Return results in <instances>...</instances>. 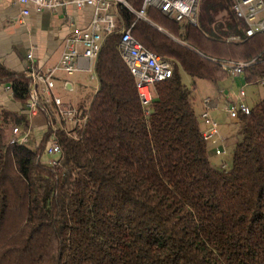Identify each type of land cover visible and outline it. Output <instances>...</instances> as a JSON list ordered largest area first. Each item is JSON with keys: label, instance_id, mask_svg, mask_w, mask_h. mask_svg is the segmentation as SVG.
<instances>
[{"label": "trees", "instance_id": "obj_1", "mask_svg": "<svg viewBox=\"0 0 264 264\" xmlns=\"http://www.w3.org/2000/svg\"><path fill=\"white\" fill-rule=\"evenodd\" d=\"M120 13L138 41L193 78L215 81L227 59L246 62L245 81L264 78V32L219 41L189 25L183 44L171 36L179 24L153 7L147 20ZM118 41L109 34L96 57L84 127L75 138L55 132L57 165L39 159L47 129L18 143L13 128H29L27 114L0 109V264H264V98L240 113L231 158L214 165L178 69L143 106ZM0 83L23 104L24 72L0 62Z\"/></svg>", "mask_w": 264, "mask_h": 264}, {"label": "crops", "instance_id": "obj_2", "mask_svg": "<svg viewBox=\"0 0 264 264\" xmlns=\"http://www.w3.org/2000/svg\"><path fill=\"white\" fill-rule=\"evenodd\" d=\"M233 2L234 0H201L196 23L177 22L180 26L179 34L171 35L172 38L187 44L188 26L192 25L205 39L229 41L227 40L229 36L237 34L242 40L246 25L235 15L232 9ZM205 3H208L207 7L211 9L209 16L203 13ZM29 8V14L22 15L21 6L17 0H0V62L10 71L24 72L29 63L27 58L29 52L32 53L34 62L43 68L54 65L59 60L64 39L75 31L86 28L93 15L92 7L76 9L71 4L40 11L32 6ZM118 18L119 27H127L120 12ZM210 58L215 60L213 57ZM95 61L90 66V70L87 69V61L80 60L79 68L72 74L59 72L55 76L52 93L58 96L64 105L75 106L83 112L88 110L98 87L94 70ZM220 69L221 77L223 73L228 74L223 72L221 65ZM230 76L233 82L231 81L229 86L220 84L221 77L215 81L196 77L192 79L190 85L193 108L202 130L206 127L202 118L205 110L204 99L210 98L208 111L216 121L218 129V134L207 140L209 159L214 165H226L240 139V113L231 116L229 108L238 107L239 103L250 108L255 102L264 98L263 92L256 95L251 103H247L244 87L249 82L245 81L244 73ZM258 82L264 86L263 83ZM233 83L238 84L237 91L233 90ZM5 84L0 83V109L24 113L22 104L13 99L11 92L5 88ZM198 89L202 90L199 97L196 95ZM240 90L243 91V96H240ZM27 118L32 135L39 137L46 131L44 114L27 115ZM73 131L78 132V128ZM216 149H219L220 153H216Z\"/></svg>", "mask_w": 264, "mask_h": 264}, {"label": "built area", "instance_id": "obj_3", "mask_svg": "<svg viewBox=\"0 0 264 264\" xmlns=\"http://www.w3.org/2000/svg\"><path fill=\"white\" fill-rule=\"evenodd\" d=\"M141 6L135 9L128 0H17L21 6V14L28 15L29 6L40 11L43 9H55L65 5H73L76 9L92 7L93 15L89 25L67 36L63 41L59 60L52 66L43 68L33 60L31 52L27 53L29 63L24 70L28 77V94L22 104V110L28 116L42 113L45 116L46 129L49 132L44 155L48 157L47 164H58L60 144L56 137V130L67 125L71 129H82L88 117V110L81 111L75 106L64 105L61 99L52 93L55 84V76L59 73L72 74L79 68V61H87V69L99 53L105 38L113 33H119L118 50L121 58L128 66L143 106H148L153 98V87L156 82L169 78L172 74V62L153 50L147 48L138 41L131 32L132 25L119 27V12L126 8L136 17L147 18V10L153 7L176 22L195 24L197 12L201 0H140ZM232 9L245 23L244 35L250 36L256 32H264V0H234ZM185 34V32H184ZM229 41H240L237 34L229 36ZM223 71L230 75L243 73L246 62L224 60L220 63ZM264 84V78L259 80ZM5 88L12 93L9 83ZM240 96L243 91L240 90ZM210 98L204 99L205 110L202 118L205 129L202 130L204 139L210 140L218 134L217 123L210 116ZM249 107L239 103L238 107H230L229 114L235 116L238 113L248 114ZM68 132V131H67ZM15 141L25 143L29 140L31 131L29 128L22 130L13 128ZM69 134V132H68ZM220 153L219 149L215 150ZM224 166V164L222 165Z\"/></svg>", "mask_w": 264, "mask_h": 264}, {"label": "rangeland", "instance_id": "obj_4", "mask_svg": "<svg viewBox=\"0 0 264 264\" xmlns=\"http://www.w3.org/2000/svg\"><path fill=\"white\" fill-rule=\"evenodd\" d=\"M208 3H205L204 4V8H203V13H205V15L209 16L211 14V9H209L208 7ZM206 7V8H205ZM147 15V14H146ZM180 37V36H179ZM181 39H183L181 37ZM171 62H172V65H173V68L175 69H178V72L180 74V79L181 81L186 84L187 86H190L191 85V81L192 79H194L190 73H188L187 71L183 70L180 63L173 57H167ZM222 82L220 84H223L224 86H229L233 81H232V77L228 74H225L223 73L221 79ZM232 81V82H231ZM233 90L237 91L238 90V84L236 83H233ZM244 90H245V100L247 103H251L256 95H259V94H263L264 92V86L262 84H260L258 81H254V82H249V84L245 85L244 87ZM201 89H198L196 91V95L199 97L200 94H201ZM64 130L65 131H68L69 132V136L71 137H77V132H74L73 130L74 129H71V126L70 125H67L64 127ZM40 136L39 137H35L34 135H32L31 133V136H30V139L32 140H39ZM40 161L42 163H46L47 164V160H48V157L44 155V153H42L41 157L39 158Z\"/></svg>", "mask_w": 264, "mask_h": 264}]
</instances>
